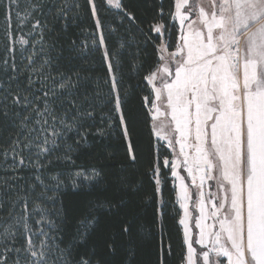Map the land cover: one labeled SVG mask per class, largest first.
I'll return each instance as SVG.
<instances>
[{"label":"snow or ice","instance_id":"1","mask_svg":"<svg viewBox=\"0 0 264 264\" xmlns=\"http://www.w3.org/2000/svg\"><path fill=\"white\" fill-rule=\"evenodd\" d=\"M106 2L129 20L136 19L122 7L121 0ZM87 3L97 33L90 42L78 45L76 40L62 43L61 33L67 32L69 21L74 22L75 16L69 13L79 9V3L65 0L52 13L51 25L46 17L36 19L28 33L31 38L24 40L17 39L16 32L27 26L35 13L43 15L46 5L33 0L21 17L18 0H0L4 37L12 40V47L6 44V48L12 51L20 45L22 55L28 51L24 44L32 49L24 56L27 63L23 68L15 56L0 66L6 77L0 79V169L4 173L0 181V264H107L103 256L94 260L96 253L73 255L99 223L93 215L99 205L94 202L85 208L80 228L70 241L65 243L58 235V220L64 219L61 191L69 186L79 190L85 184L100 189L107 186L100 171L82 169L73 159L74 145L86 138V122L94 118L97 108L108 105L111 107L103 115L109 117L110 126L123 128L126 122L125 96L119 91L120 51L109 47L100 31L103 24L94 0ZM173 7L175 11L169 16L179 14L182 24L194 16L199 24L193 27V21L179 37L169 57L173 68H163L166 75L162 88L156 89V99L166 93L174 131L179 135L176 142L192 181L196 180L194 173H203L200 187L206 177L214 179L223 193L217 203L224 210L222 217L215 206L212 212L218 229L215 224L206 225L204 203L200 201V218L195 221L199 238L185 231L187 253L181 264H264V0H174ZM158 16L164 19L163 8ZM150 30L168 32L169 25L158 21L150 25ZM109 31L115 33L117 29ZM93 50L99 51L107 68V93L100 91L99 82L95 90H90L92 77L73 64L74 60H87ZM156 78L154 72L144 77ZM145 100L152 103L148 97ZM161 114L156 107L155 115ZM124 131L127 135V129ZM189 140L196 152L191 163L184 153ZM169 146L174 147L173 141ZM133 151L134 145L128 155L135 161ZM57 163L64 164L66 170L53 172ZM163 163L168 165L169 161ZM22 169L34 173L25 184L19 183L25 179L19 175ZM171 170L178 176L174 164ZM158 171L156 166L151 168L157 185ZM213 172L215 176L210 175ZM180 179L181 198L186 199V186ZM119 183L121 191L131 195L139 191L130 182ZM160 193L157 186L150 198L156 199ZM58 202L60 206L56 207ZM48 204L53 207H46ZM184 207L187 215V205ZM157 213L164 215L160 208ZM179 223L187 229L184 220ZM121 230L127 234L131 227L126 225ZM194 244L203 247L197 252ZM106 249L103 255L115 254V241ZM170 251V245L161 249L159 264H166L164 253ZM132 255L129 248V264Z\"/></svg>","mask_w":264,"mask_h":264},{"label":"trees","instance_id":"2","mask_svg":"<svg viewBox=\"0 0 264 264\" xmlns=\"http://www.w3.org/2000/svg\"><path fill=\"white\" fill-rule=\"evenodd\" d=\"M4 2L7 3V0ZM18 2L17 11L23 17L25 9L30 7L33 0H18ZM40 2L46 5L43 15L40 12L35 13L27 26H22L16 32L17 39L31 38L28 33L31 32V24L36 19L46 17L51 25L52 13L65 0H40ZM67 2L79 3L80 8H73L69 13L70 16H75V20L69 21L66 33H61V42L67 44L70 40H76L78 45L82 41L90 42L95 37L97 29L87 0H67ZM94 3L103 24L100 31L107 37L109 47L120 51L122 83L119 91L125 96L126 122L123 128L117 124L110 126L109 117L103 115L104 112L109 111L110 105L97 108L94 118L86 122L84 129L87 133L86 138L79 145H74L73 159L82 169L95 168L100 171L107 186L100 189L85 184L79 190H73L70 186L63 189L60 199L63 203L64 219L62 222L58 220L61 229L58 235L63 237L65 243L70 241L80 228L79 222L83 218L82 213L85 208L94 202L99 205L93 212L99 223L87 241L77 246L74 256L96 253L94 260L103 256L107 264H129L128 249L131 248L133 255L130 264H159L161 249H167L170 245L171 251L164 253L166 264H181L187 252L183 227L179 223L181 210L177 202V188L172 171L163 163V159L170 155V152L163 146L157 148L152 113L148 101L145 100V97L150 99L152 93L148 80L144 79L160 64L159 47L162 39L166 40L170 50L176 49L178 44V29L171 21L172 17L168 15L170 11H175L174 0H121L122 7L136 17L134 21L124 17L120 9L108 5L106 0H94ZM161 8L164 10L163 20H159L158 16ZM158 21L169 25V31L164 32V37L150 30V25ZM11 22L14 24V19ZM113 27L117 29L115 33L109 31ZM4 29L5 22L0 14V66L5 59L11 62L12 56H15L16 63L23 68L27 63L24 56L30 55L32 49L24 44L23 48H27L28 51L23 55L20 45L8 51L6 44L12 47V40H5ZM57 31H60L59 27ZM121 43L124 45L123 48H120ZM73 64L84 71V74L92 77L90 90H95L96 82H99L100 91L108 92V87L104 85L107 68L99 51L93 50L87 60H74ZM0 79H6L3 71H0ZM124 129H127V135ZM98 130L103 131L104 134L100 135ZM133 145L135 161L130 160L128 155L130 146ZM153 166L159 169V185L152 176ZM65 170L64 164L57 163L53 172ZM19 175L25 178L19 183L25 184L31 181L34 173L31 169H22ZM3 178V169H0V181ZM121 180L136 186L139 189L137 194L131 195L121 191L119 183ZM157 186L161 193L156 199H151ZM108 201H111L110 205L107 204ZM59 206L58 202L56 207ZM46 207L52 208L53 205L48 204ZM158 208L164 212L163 216H158ZM126 225L131 227V231L127 234L121 230ZM113 241L116 244L115 254L103 255L107 251L106 245Z\"/></svg>","mask_w":264,"mask_h":264},{"label":"rangeland","instance_id":"3","mask_svg":"<svg viewBox=\"0 0 264 264\" xmlns=\"http://www.w3.org/2000/svg\"><path fill=\"white\" fill-rule=\"evenodd\" d=\"M192 0H189V3H191ZM114 7V6H113ZM172 17V23L176 24V27L179 32V37L186 33L189 30V24H191L193 21H196L195 24H193V27L198 26L199 22L196 20V17L189 16V19L184 21V23H181V20L179 18V14ZM162 34V37H164V31L160 33ZM179 37H178V44H179ZM177 44V45H178ZM160 51V64L157 69L160 71L157 72V69L154 71L156 73V79L155 80H148L150 88H151V101L152 103H149V108L152 113L153 118V126H154V134L157 140V148L159 149L161 146L164 148H167L169 150L170 155H168L166 158L169 161V164L166 166H169L170 170L172 169V165H175V171L178 173V176H173L174 178V184L177 188V202L181 210V216L180 220H184L185 224L187 225V229L185 228V225L182 224L183 232H184V239H185V231L188 232L189 236H196L198 239V233L199 228L195 227V221L200 218V201L202 200L204 203V214L207 217L204 223L206 225H216V228L218 229V223L215 218L212 216V212L215 209H219V214L222 217L224 215V210L220 209L219 201L221 197L223 196V193L218 190L217 185L215 184L214 179L212 181H208L207 183L203 182V186L200 187V176L203 173H194L196 175L195 182L192 181V176L188 173V168L186 172H184L183 167V154L180 152V144L176 142V140L179 139L178 133L174 131L175 124L171 121L170 116V109L167 107L166 102V93H163L161 95L160 100L156 99V89L162 88V83L164 82L165 73H163L164 67L173 68V64L170 62V54L175 51L170 50L168 48L166 40L163 38L162 43L159 47ZM156 107H159L161 115L158 117L155 115ZM169 141H173L174 147L169 146ZM192 141H188L187 147H185L184 151L186 154H188V157H190V163L192 157L196 155L195 149L191 147ZM172 171V170H171ZM180 178H183V185L186 186L187 190V197L186 199L181 198L182 193V180ZM157 180L160 181L159 173L157 175ZM187 181V182H186ZM208 186V188H206ZM184 205H187V215L185 214V207ZM227 207V206H226ZM216 230V229H209ZM186 243V250H187V241ZM211 243L208 244V247L211 248ZM194 248H196L197 252L200 251L201 245H193ZM207 250V249H205ZM187 253V252H186ZM214 255V254H213Z\"/></svg>","mask_w":264,"mask_h":264},{"label":"crops","instance_id":"4","mask_svg":"<svg viewBox=\"0 0 264 264\" xmlns=\"http://www.w3.org/2000/svg\"><path fill=\"white\" fill-rule=\"evenodd\" d=\"M184 153H185V151H184ZM189 158V162H190V157H188ZM183 161H184V155H183ZM183 169H184V172H186V170H187V167L185 166V164L183 163ZM210 175H212V176H215L216 175V173H210ZM210 179H208L207 177L205 178V182L207 183L208 181H209ZM210 181H212V179L210 180ZM187 182V181H186ZM206 188H208V186H206Z\"/></svg>","mask_w":264,"mask_h":264}]
</instances>
